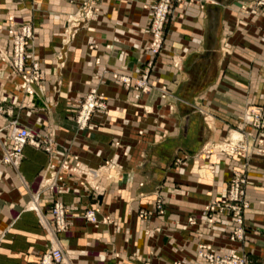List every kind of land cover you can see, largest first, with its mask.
Listing matches in <instances>:
<instances>
[{
  "label": "crops",
  "instance_id": "1",
  "mask_svg": "<svg viewBox=\"0 0 264 264\" xmlns=\"http://www.w3.org/2000/svg\"><path fill=\"white\" fill-rule=\"evenodd\" d=\"M250 1L232 0L227 8L211 4L198 7L195 2L175 5L168 22L166 50L157 58L152 79L155 88L165 86L171 94L164 99L156 90L149 95L139 94L102 76L104 70L114 71L124 66L133 76L138 74L132 48L148 42L150 34L145 27H136L138 38H133L130 30L134 22L142 25L147 21L146 7L155 0H136L132 4L129 0H121L120 4L116 0H104L107 17L116 23L99 24L95 16L87 29L78 32L68 50L61 91L53 105L52 58L60 43L64 17L73 14L68 0H0V49L9 51L6 40L9 16L15 23L30 24L36 57L46 81L42 88L35 86L38 96L30 99L18 89L22 78L0 61V159L3 146H9L5 127L10 121L18 120L33 129L54 124L56 140L70 147V161L72 155H77L83 164L96 168L117 152L122 164L120 176L101 198L98 214L99 219L111 216L119 230L112 224L94 226L85 221L82 215L91 206L90 198L82 191L73 193L76 185L71 179H64L56 197L69 206L68 229L59 234L67 264H173L175 261L203 264L194 255L199 241L209 242L223 253L239 251L241 245L228 240L224 226L204 224L201 212L221 193L232 169H241L245 162L250 207L245 216L247 231L243 247L253 264H263L264 240L252 224L264 225V157L254 155L245 160L214 153L208 161L187 158L171 171L164 170L161 176L158 172L166 164V157L158 151L165 154L173 150V155L178 156L185 151L190 153L196 143L216 142L226 136L229 129L242 122L245 109L264 107V14L241 13V2L245 5ZM217 11H220V42L222 39V45L230 52L221 54V45L218 46L216 75L203 91L194 92L186 86L190 84L186 63L206 50L208 33L214 28L209 25L211 16ZM96 58H100L98 64ZM173 62L179 66H173ZM99 79V91L110 100V118L97 114L87 130L78 132L69 118L74 116L90 83ZM183 94L190 97L186 99ZM145 109L148 113L144 116ZM203 116L207 122H202ZM112 137L119 139L124 151L110 147ZM47 163L45 152L26 145L17 170L0 165V264H37L48 249L49 236L38 214L25 208ZM157 188L165 200L166 211L161 216L152 214L148 226H158L161 231L146 236L140 234L142 223L135 208H152ZM50 199L42 192L38 204L51 223ZM194 215L196 224L188 226L187 218ZM168 217L176 219L177 226L169 228ZM132 255L136 257L131 258Z\"/></svg>",
  "mask_w": 264,
  "mask_h": 264
},
{
  "label": "built area",
  "instance_id": "2",
  "mask_svg": "<svg viewBox=\"0 0 264 264\" xmlns=\"http://www.w3.org/2000/svg\"><path fill=\"white\" fill-rule=\"evenodd\" d=\"M83 1L84 4L89 3L88 0H81L80 3ZM192 2L194 0H157L153 5L147 25L151 37L145 48L149 50L145 55L146 59L143 58L139 62L137 76H133L126 66L114 71L104 70L102 76L123 84L128 90L135 88V90H140L142 94H149L150 88L147 85L148 68L153 67L152 58L164 49L163 32L169 16L172 15L176 4L189 5ZM93 7H77L76 12L73 13V18L68 14L65 15L64 23L61 25L62 39L52 58L54 72L51 74L50 80L54 95L51 102L53 105L56 103V98L61 91L62 71L66 64L68 50L72 47L78 32L88 27L89 24L86 21L93 16ZM241 8V13L245 15L264 14V0H254L246 6L242 4ZM8 22L6 40L9 51L6 52L0 49V61L7 64L13 74L22 78L18 89L32 99L33 96H38L35 86L42 88L46 83L42 77V64L36 57L37 51L34 46L33 28L30 24L15 23L12 16L8 17ZM93 48L94 46H89V49ZM95 62L98 64L100 58H96ZM173 65L177 67L178 63L173 62ZM142 66L147 68L143 71ZM100 81L101 79L90 83L88 91L82 97V101L76 106L74 116L69 118L78 132L87 130L91 119L97 114H101L107 120L110 118V100L104 93L99 91ZM159 90H161L163 98L168 95L164 88H159ZM67 103L71 105L72 100L68 98ZM147 113L148 111L145 109L144 116ZM246 127L250 129L247 130ZM5 129L8 131L9 146H3V154L0 159L1 166L17 170L23 159V148L26 145H30L48 155V163L38 175V188L30 194V200L26 204L27 209L34 210L38 214L39 220L49 236L48 249L40 256L37 264H67L59 234L66 232L68 229L69 206L56 197L66 178L71 179L76 185L73 188V193L77 194L82 191L87 193L90 198L91 206L82 215L85 221L94 226L112 224L116 230H119L117 222L111 216L98 218L101 198L122 172V164L117 152L111 158L104 160L98 167L90 168L83 164L77 155L71 156L72 161L68 159L70 147L56 140L57 127L54 124H48L45 128L33 129L29 125L21 124L18 120H12ZM1 131L2 129H0V133ZM233 132L237 134L236 139L232 137ZM224 142L231 143L235 148L234 151L227 150L226 153L229 155H236L245 160H249L254 155L264 157V107L245 109L242 122L235 129H232L231 134L224 139ZM110 147L115 151H124V145L117 137L111 138ZM207 153L212 154L213 150L209 149ZM123 156L128 157L127 152H123ZM247 166L248 163L245 162L241 169H232L231 177L222 188L221 193L210 200L201 212L204 224L220 223L225 228L228 240L238 242L241 245L240 249L236 252L223 253L214 248L211 243L199 241L196 244L194 255L200 258L203 264H253L249 259V254L243 247L247 231L245 216L250 207V198L247 195V184L249 183L246 174ZM42 192H46L51 197L48 206L51 223L46 220L38 204L39 195ZM164 205L165 200L160 191H157L152 208H135V212L142 223L140 234L149 236L152 232L161 231L158 226L149 227L148 221L152 214L164 215L166 211ZM196 220L195 215L189 216L186 224L193 226L196 224ZM167 225L169 228L175 227L177 226V220L170 218ZM252 226L255 232L264 240V225L253 222ZM151 253H154V251H151ZM132 257L136 256L132 255ZM173 264H180V262L175 261Z\"/></svg>",
  "mask_w": 264,
  "mask_h": 264
},
{
  "label": "rangeland",
  "instance_id": "3",
  "mask_svg": "<svg viewBox=\"0 0 264 264\" xmlns=\"http://www.w3.org/2000/svg\"><path fill=\"white\" fill-rule=\"evenodd\" d=\"M120 1L121 0H116V4H120L119 3ZM156 1L157 0H155L154 3H156ZM252 1H254V0H251L250 2L245 4V6L249 5ZM80 2H81V0H68V4L70 6V9H72L73 13L76 12L77 7L79 8L81 6V8H86L87 6H89V7L94 6L93 7V14H92L93 16L91 17V19L87 20L86 23L90 24L91 22H93L92 21L93 18L95 16H97L98 19L96 20V23H99V24L105 23L108 26H111V25L114 26L115 25L116 20L112 19V18H108L106 13H105L106 5L104 3V0H88L89 3H87V4H84V1L82 3H80ZM133 2H136V0H129V4H132ZM194 2H195V6H198V7L203 6V4H206V5L211 4L210 6H214V7H218V8H222V7L227 8L228 5L231 4L232 0H194ZM154 3L146 7L149 10V16H148V19L145 23H143L142 25L141 24L136 25L137 22L133 23V27L130 30L131 32L129 31L130 33L133 34L132 35L133 38H134V36H136L135 34H137L136 31H134V28H136V27L140 28L142 26V27H145L147 29V25L149 23V19L151 16V11H152ZM240 6H242V2L240 4ZM142 7L145 8V4H142ZM241 10H242V8L240 9V12H241ZM68 14H70V13H68ZM170 18H171V15L169 16V19H168L166 26H165V30L163 32L164 49L162 51L166 50L165 40H166V35H167L168 22H169ZM64 20H65V17H64ZM64 20H63L62 24L64 23ZM109 23H110V25H109ZM209 25H212L214 28L210 33H208L206 50L203 51V53L200 55H193L192 57H190L187 60V63H186L187 71L189 73L188 78L190 79L189 80L190 84H188L186 86L189 87L194 92L203 91L206 88V86L212 81L214 76L216 75L218 61H219V55H220V53L218 51V46L221 45V48H220L221 54L222 53L224 54L226 52H230L229 48H226L222 45V43H223L222 39L220 42V38H219L220 11H217V12L212 14ZM88 27H89V25H88ZM88 27H86V29ZM149 34H150V32H149ZM136 37L138 38V36H136ZM61 39H62V33H61ZM146 44H147V42L144 45H142L140 48H132L133 49L132 52H134L133 62L137 66H139V62L141 60H143V58L146 59L145 55L147 54V51L149 50V49L145 48ZM162 51L159 54H156L157 56H154L152 58L153 59V62H152L153 67L150 69L148 68V74H147V85L150 88L149 94L153 93V91L156 90V92H158V94L161 98H163L162 92H161V90H159V88H155L153 86L152 79L154 78L153 76H154V73L156 70L157 58L162 53ZM178 66H179V63H178ZM141 68L144 71L147 67L142 66ZM136 76H137V74H136ZM162 88H164L166 90L165 86L160 87V89H162ZM130 90L138 92L139 94H142L140 92V90L139 91L135 90V88H131ZM149 94H147V95H149ZM169 96H171V94L168 92V95L165 96L164 99L168 98ZM183 97H186V99H188L190 96L188 94L187 95L183 94ZM201 120H203L202 122H204V121L207 122V117L203 116V119H201ZM232 129H235V128L229 129L226 136H224L223 138L219 139L216 142H206L204 144H197V143L194 144L195 147L192 150H190L192 152L188 153L185 151V153L182 156H178L177 154L173 155V150L168 151L165 154H162L163 151L160 152L161 150L158 151L161 155L166 157V159H165L166 164H165L164 168L158 170L160 176L162 175V172H164V170L171 171L173 168L180 166L182 164V162H184V160L187 158L188 159L208 161L210 156L214 153H224L228 156H234V155H229L226 153L227 150H229V151L233 150L234 151L235 150V148H233L234 146H232L231 143L229 144V143L224 142V139H226L229 136V134H231ZM232 137H233V139H236L235 132L232 133ZM215 147H216V149H215ZM209 149L213 150L212 154L207 153ZM159 190H160V188L157 191H159ZM154 193H156V192H154ZM25 208H27V207H25ZM246 213H247V211H246ZM194 252H195V250H194ZM249 259H251V261H252V258L250 255H249Z\"/></svg>",
  "mask_w": 264,
  "mask_h": 264
},
{
  "label": "bare ground",
  "instance_id": "4",
  "mask_svg": "<svg viewBox=\"0 0 264 264\" xmlns=\"http://www.w3.org/2000/svg\"><path fill=\"white\" fill-rule=\"evenodd\" d=\"M70 16H71V18H73L74 15L71 14ZM235 134H236V133H235ZM236 137H237V134H236ZM24 186H26L25 182H24Z\"/></svg>",
  "mask_w": 264,
  "mask_h": 264
}]
</instances>
